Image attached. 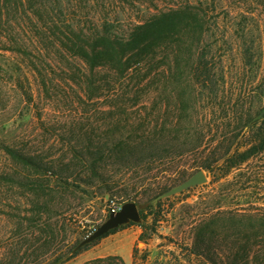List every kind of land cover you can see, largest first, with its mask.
I'll return each instance as SVG.
<instances>
[{
  "label": "rangeland",
  "instance_id": "1",
  "mask_svg": "<svg viewBox=\"0 0 264 264\" xmlns=\"http://www.w3.org/2000/svg\"><path fill=\"white\" fill-rule=\"evenodd\" d=\"M22 3L23 12L13 9L5 17L12 22L52 18L89 32L95 26H106L112 33L123 36L134 25L155 22L160 24L156 34L169 37L172 70L177 47L184 57L194 55L191 72L196 79L198 112L201 122L210 129L206 150L214 147L220 150L229 147L231 152H244L252 147L257 150L219 179L201 166V160L197 164L193 158L183 160L177 166L183 175L172 176L173 181L157 191V195L199 170L205 173L207 181L158 200L161 206L155 210L156 223L149 216L145 228L139 225L140 221L129 222L118 227L112 236L123 229L139 231L125 264H167L171 260L169 253L177 255L183 264H210L200 256L181 254L179 248L191 244L189 228L215 207L219 197L226 200L224 207L231 209L264 208V116L252 122L264 108V0H23ZM20 60L12 53L0 51V66L6 72H0V145L55 160L68 151V139L76 147L84 131L96 137L102 135L109 122L108 112L118 100L110 102L105 96L88 99L82 92L74 95L56 70L49 74L54 79L53 94L38 96L34 77L19 65ZM200 69L202 74H198ZM26 91H31L30 101L24 96ZM139 106L130 107L135 110ZM71 130L72 137L68 134ZM19 169L17 161L0 148V176L13 175ZM139 179L129 172L119 182L131 184ZM150 182L147 179L144 183ZM119 194L120 189L94 194L80 210L66 212L67 218L71 214L79 218L84 230L80 235L69 231L62 239L52 238V229L43 233L33 225L28 228V221L23 219H30L35 212L32 199L0 178V261L24 264L51 261L62 244L79 243L104 222L110 206L122 201ZM136 205L147 213L145 198L136 201ZM142 233L143 240H139ZM102 239L89 243L63 264L85 263L81 254ZM122 244L118 241L115 246L120 248Z\"/></svg>",
  "mask_w": 264,
  "mask_h": 264
},
{
  "label": "trees",
  "instance_id": "2",
  "mask_svg": "<svg viewBox=\"0 0 264 264\" xmlns=\"http://www.w3.org/2000/svg\"><path fill=\"white\" fill-rule=\"evenodd\" d=\"M22 1L0 0V51L21 58L19 65L33 75L38 96L53 94L54 79L49 74L56 70L74 95L82 92L88 99L105 96L110 102L118 100L108 112L109 122L101 136L84 131L76 147L68 139V151L55 160L0 145L20 165L13 175L0 178L32 199L35 212L30 219H23L28 221V228L33 225L43 233L52 229V238H64L69 231L80 235L82 222L72 214L67 218L66 212L80 210L94 194H109L115 189H120V204L136 203L141 198L148 201L147 213L139 210V225L145 228L149 216L152 223L157 222L155 210L161 206L160 201L154 202L157 191L183 175L177 171L183 160L193 158L195 164L201 160V166L219 179L257 150H206L210 129L201 122L198 112L196 79L191 72L194 55L184 57L177 47L172 70L169 37L155 31L160 24L134 25L123 36L106 26H95L89 32L52 18L12 22L5 17L13 9L23 12ZM0 72L6 73L1 66ZM198 74H202L201 69ZM24 96L30 101L31 91ZM137 104L140 106L135 110L130 107ZM68 134L74 135L72 130ZM129 172L140 179L123 185L119 180ZM147 179L151 182L145 185ZM225 202L219 197L215 207L189 228L191 244L180 247L181 254L200 256L210 264H264V208L240 211L224 207ZM143 237L142 233L139 240ZM77 245V241L62 244L51 261L38 264H63L89 244L80 249ZM169 255L167 264H183L174 253ZM83 264L125 263L120 257L107 256Z\"/></svg>",
  "mask_w": 264,
  "mask_h": 264
},
{
  "label": "water",
  "instance_id": "3",
  "mask_svg": "<svg viewBox=\"0 0 264 264\" xmlns=\"http://www.w3.org/2000/svg\"><path fill=\"white\" fill-rule=\"evenodd\" d=\"M264 116V108L252 119L256 121ZM207 181L205 173L201 170L196 171L190 175L187 179L181 183L170 187L166 191L157 195L154 199V202L166 198L175 194H178L184 190H187L191 187L204 184ZM140 221L139 209L135 202L129 201L120 205V208L115 212H110L108 218L102 222L99 226L93 229L92 233L83 238L77 245V249L82 248L83 246L92 243L93 241L99 239L103 235L107 234L113 229L125 225L129 222L138 223Z\"/></svg>",
  "mask_w": 264,
  "mask_h": 264
},
{
  "label": "crops",
  "instance_id": "4",
  "mask_svg": "<svg viewBox=\"0 0 264 264\" xmlns=\"http://www.w3.org/2000/svg\"><path fill=\"white\" fill-rule=\"evenodd\" d=\"M138 234L139 231L134 228L123 229L120 232L113 234V236L112 234H109L103 237L101 243L91 247L89 250L84 251L81 254V260L82 262H86L104 256H119L120 258H123L124 261L130 256L132 247L137 240ZM104 239L105 241H103ZM118 241L123 243L120 248H116L115 246L116 242ZM109 242H111L110 245H108Z\"/></svg>",
  "mask_w": 264,
  "mask_h": 264
},
{
  "label": "built area",
  "instance_id": "5",
  "mask_svg": "<svg viewBox=\"0 0 264 264\" xmlns=\"http://www.w3.org/2000/svg\"><path fill=\"white\" fill-rule=\"evenodd\" d=\"M120 205H121V204H119V203L112 204V205L110 206L108 212L110 213V212H115V211H117V210L120 208Z\"/></svg>",
  "mask_w": 264,
  "mask_h": 264
}]
</instances>
